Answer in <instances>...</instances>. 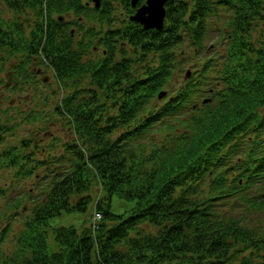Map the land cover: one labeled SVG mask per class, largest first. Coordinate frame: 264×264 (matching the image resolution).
I'll list each match as a JSON object with an SVG mask.
<instances>
[{
  "label": "trees",
  "instance_id": "16d2710c",
  "mask_svg": "<svg viewBox=\"0 0 264 264\" xmlns=\"http://www.w3.org/2000/svg\"><path fill=\"white\" fill-rule=\"evenodd\" d=\"M130 2L102 0L96 8L84 0H0V71L9 64L25 79L31 67L49 68L61 91L54 111L73 134L69 159L45 172L46 183L33 186L37 195L30 187L10 202L34 206L15 248L0 246V264H264V218L237 212L264 209V32L252 35L264 0H167L161 30L128 19ZM226 3V57L217 76L210 74L217 57L208 55L198 79L169 85L185 34L196 53L205 50L207 21L221 18ZM209 77L217 82L200 88ZM163 87L170 96L158 103ZM202 92L210 99L195 101ZM2 117L0 170L13 169L25 182L49 160L36 156V137L13 142L14 123ZM113 194L132 205L114 212ZM231 199L232 212L220 210ZM91 200L102 212L97 228L49 224L52 216L86 211Z\"/></svg>",
  "mask_w": 264,
  "mask_h": 264
},
{
  "label": "rangeland",
  "instance_id": "374dc122",
  "mask_svg": "<svg viewBox=\"0 0 264 264\" xmlns=\"http://www.w3.org/2000/svg\"><path fill=\"white\" fill-rule=\"evenodd\" d=\"M5 8L4 3L2 2ZM0 9H2L0 7ZM219 15L221 18H216L215 15H211L208 19L207 24L209 27V36L206 39L207 47L203 49L201 53L195 52V45L192 43L188 35L185 34V40L179 48L178 51V63L175 65L172 71V79L169 85L174 88L180 87L183 83L184 75L187 70L190 71V76H194L198 79V69L200 68V62L204 60V56L213 55L215 58L216 65L210 71V74L217 76L215 71L222 66V61L225 59V49L227 45L224 42L221 43V51L215 52V44L217 43L216 36L219 33L218 28L222 23L227 22L226 18L229 10L226 7L219 8ZM119 13V12H118ZM2 14H7V10H3ZM228 23V22H227ZM228 26V25H227ZM253 37H258L264 32V18H259L252 29ZM225 33V32H224ZM225 38L227 34L225 33ZM102 47H97L94 51H91L92 56L101 53ZM181 60V62H179ZM11 66L6 64L5 68L0 71V111L3 112V117L8 122L14 123L15 129L9 135V138L15 142H20V136L29 137L32 136L34 139L36 137L37 143H39L34 151H36V156L43 160H49L45 164H39L34 169L31 176L27 177L25 182H22L21 178L14 175V170L10 168H4L0 170V187L6 188V192L0 194V236H2L1 230L4 226L8 225L9 231L4 240L0 239V246L3 250L11 252L14 248V242L16 241V236L19 230L23 227L25 219L31 214L32 207L34 203L30 202L28 199H24L19 207L10 206L14 198L20 194L23 190L32 187L31 191L34 196H36V191L33 186L38 184V181L42 182V185L46 183L44 174L45 172H53L57 170L62 162L65 164L69 159L70 153L67 149L66 142L72 141V131L69 128V124L66 118H63L54 111V106L56 104V99H58L61 91L57 88V82L53 72L46 68L39 73L37 68L31 67L28 76L25 79L19 77H14L9 69ZM11 70V69H10ZM43 75L47 76V80H43ZM211 75V76H212ZM11 76V77H8ZM189 76V77H190ZM213 77H209L207 83L202 84V87H209L212 82H217ZM219 88L224 84L221 82L216 84ZM168 88V87H167ZM203 89V88H202ZM207 96V92L198 93L195 96V101L201 102L204 96ZM168 99V95L165 98H159L158 103H165ZM41 113L42 116H38L34 121L29 122L27 118L31 113ZM13 127V128H14ZM30 131V133L27 132ZM116 132L113 133V135ZM160 137V135H156ZM42 148L37 151V148ZM59 156H63L62 159H56ZM237 154L231 158L229 165L237 159ZM47 172V173H48ZM238 172H235L237 174ZM229 177L233 176L232 170L228 174ZM263 186V185H262ZM208 186L206 185L205 188ZM95 193V198L97 197L99 190L97 188ZM259 187H256L258 190ZM249 192V190H246ZM245 192V191H243ZM245 192V193H248ZM23 199V198H22ZM132 200L124 199L119 197L117 194H113L111 200V209L114 212H123L132 205ZM236 202L234 199L225 202V205L219 207L223 212H232L230 210L231 205ZM247 211L245 208L237 212L243 214L246 218L253 217V219L260 217L264 218V209H250ZM95 211L94 200H91L88 209L86 211H74L71 213H63L59 215L52 216L48 219L51 226L59 225H70L73 224L78 228L86 225H90L92 221V216ZM11 249V250H10Z\"/></svg>",
  "mask_w": 264,
  "mask_h": 264
},
{
  "label": "water",
  "instance_id": "95a60500",
  "mask_svg": "<svg viewBox=\"0 0 264 264\" xmlns=\"http://www.w3.org/2000/svg\"><path fill=\"white\" fill-rule=\"evenodd\" d=\"M96 7H100L101 0H92ZM138 0H132V4L135 5ZM167 0H146L144 4L139 6L134 14L130 16L131 19L136 20L143 24L145 28H157L161 29L164 25L166 8L165 2ZM189 74V70L187 75ZM165 91H160L161 97Z\"/></svg>",
  "mask_w": 264,
  "mask_h": 264
},
{
  "label": "flooded vegetation",
  "instance_id": "af4514ba",
  "mask_svg": "<svg viewBox=\"0 0 264 264\" xmlns=\"http://www.w3.org/2000/svg\"><path fill=\"white\" fill-rule=\"evenodd\" d=\"M139 2L141 3V0H139V1L137 2V4L133 5V4H132V1H131V2H130L131 7H133L134 10H135V9L138 7L137 5H140ZM131 7H130V8H131ZM122 13L125 14L124 11H123ZM131 13H132V12H128L127 15H129V14H131Z\"/></svg>",
  "mask_w": 264,
  "mask_h": 264
}]
</instances>
